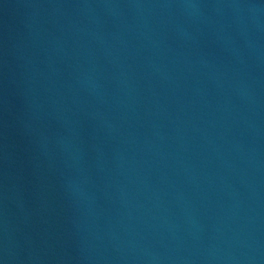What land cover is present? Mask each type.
<instances>
[{"label":"water","instance_id":"1","mask_svg":"<svg viewBox=\"0 0 264 264\" xmlns=\"http://www.w3.org/2000/svg\"><path fill=\"white\" fill-rule=\"evenodd\" d=\"M0 264H264V0H0Z\"/></svg>","mask_w":264,"mask_h":264}]
</instances>
